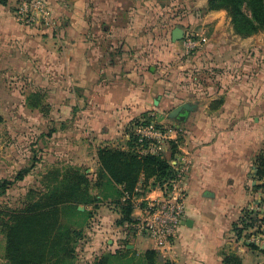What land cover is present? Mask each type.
Instances as JSON below:
<instances>
[{"label":"crops","instance_id":"0c3cea01","mask_svg":"<svg viewBox=\"0 0 264 264\" xmlns=\"http://www.w3.org/2000/svg\"><path fill=\"white\" fill-rule=\"evenodd\" d=\"M49 1L56 30L25 27L10 6L0 5V76L24 79L27 90L48 93L52 109L47 117L31 110L37 117L16 118L32 131H15L16 147L5 149L10 159L0 158V180L30 165L32 150L23 142L34 140L47 160L43 172L54 166L82 168L98 182L99 149L125 148L129 125L150 113L164 130L160 151L168 150V140L183 137L174 164L188 167L181 182L185 212L170 245L157 247L138 232L127 247L139 254L156 249L175 264H223L221 251L227 236H235L233 225L245 208L264 199L256 189L264 180L255 178V162L264 151L262 38L237 36L226 11H206L209 0ZM176 27L185 35L194 28L210 29L190 62L183 60V40L173 42ZM188 70L207 74L211 83H187ZM27 90L20 88L23 110L28 109ZM186 103L194 106L186 120L172 118ZM101 188L94 193L104 195ZM162 196L156 190L148 198ZM112 200L98 203V223L91 218L85 228L88 237L79 246L87 242L86 257L92 259L82 264L120 249L127 237L116 225ZM141 214L136 210V217ZM0 262L7 264L4 258Z\"/></svg>","mask_w":264,"mask_h":264},{"label":"trees","instance_id":"16d2710c","mask_svg":"<svg viewBox=\"0 0 264 264\" xmlns=\"http://www.w3.org/2000/svg\"><path fill=\"white\" fill-rule=\"evenodd\" d=\"M214 10L227 12L234 33L241 38H249L264 31V0H209L206 11ZM56 26L51 30H56ZM191 35L187 32L184 39ZM200 49L184 54L183 57L193 56ZM45 97L43 91L31 92L26 98L27 108L40 110L45 117L49 116L52 109ZM4 121L0 115V126ZM154 121L150 113H144L129 125L127 133L130 140L125 148L107 145L99 149L98 182L94 183L90 174L82 168L63 169L54 166L43 175L40 187L29 189L22 207L0 210V232L5 241L4 259L7 264H76L77 250L85 237V228L90 224L94 210L98 209V203L110 197L119 214L116 225L125 228L127 237L122 240L120 249L103 253L92 264H175L164 259L156 249L139 254L127 247L130 244L129 238L138 234L135 200L145 199L156 190L166 193L179 179L180 170L174 161L181 155L183 137L175 141L168 140V150L156 154L147 151L151 145L156 144V140L142 138L137 134L139 128L151 124L164 132L162 126ZM31 159V164L16 172L14 177L0 180V198L7 195L13 185L33 173L38 159L36 155H32ZM255 166V178L264 180V151L258 155ZM100 188L104 195L94 193ZM260 188L264 190V184L256 187ZM111 190H115L113 194ZM263 204L264 199L260 205ZM79 206H84L85 210L80 211ZM90 206L92 209H89ZM146 206V202L141 204L142 208ZM259 216L260 212L245 208L240 220L232 227L236 238L247 240L256 234L258 231L254 233L252 230L264 222ZM247 246L264 253V249L253 243ZM226 248L221 251L223 264H243L236 251Z\"/></svg>","mask_w":264,"mask_h":264},{"label":"rangeland","instance_id":"374dc122","mask_svg":"<svg viewBox=\"0 0 264 264\" xmlns=\"http://www.w3.org/2000/svg\"><path fill=\"white\" fill-rule=\"evenodd\" d=\"M14 15V14H13ZM230 20V18H229ZM231 24V21H230ZM232 26V24H231ZM233 29V27H232ZM234 31V30H233ZM210 32V29L205 28V29H200V28H194L191 29L189 31V33H191V37L195 38V39H201L203 37H205L206 34H208ZM226 35H230V33L225 32ZM258 36H260L262 38L263 41V49H261V59L264 62V31L258 33ZM251 53V52H250ZM194 57L190 56V57H186L185 60H188V62H190V60ZM198 77V78H196ZM185 79L187 81V83H193V82H199L202 85L205 84H210V80L207 79V74H199L196 75V73H194L193 70H188L186 75H185ZM17 79L14 76L5 78L3 76H0V82H1V87L3 88V91H0V115H2L3 117L6 118V123H3L0 126V158L4 157V159H10L9 157H6L7 151H5L6 147L11 150L13 148H15V142H14V134L15 131L17 130V132L19 131L18 129H21V131L24 129L26 131H32V128L30 126V124H25V125H18V123L15 122L16 118H18V116H34L37 117L36 114H32L33 112H31V109H24L22 108V98L20 97L21 94H23L20 91V88H25L27 90V86L26 84H24L25 80L23 79L22 81H17V82H21L19 85L17 84V86L19 87V90L14 89L16 87L15 83H16ZM214 83V82H213ZM216 84V83H214ZM6 88V89H5ZM29 90H27L24 94L25 97L27 98V96L31 93L30 87L28 86ZM45 94V101L48 103V93L43 92ZM39 113L37 115H43L44 113L41 112L40 110H38ZM51 112V111H50ZM50 114V113H49ZM44 129L45 132L48 131V129L46 128H41ZM24 144V148L29 150L31 149L32 153H31V157L32 155L37 157L38 159V169L34 170L33 173L31 175H29L26 178H29L27 184H20L19 182L16 183L15 185H13L7 192V195H5L4 197L0 198V210L1 211H6L8 210V208L10 209H16V208H20L22 207L23 204V200L25 198V195L27 194V192L29 191V189L31 188H38L41 186V180L43 175L46 173V171L43 172V170L41 169H45V163L43 164V167L41 166V164L43 163V160H46L43 148H39V147H34V140H26V142H23ZM46 144V143H45ZM41 147H45L44 145H42ZM11 157V156H10ZM32 159H29L28 164L31 162ZM47 161V160H46ZM31 164V163H30ZM27 167V166H26ZM16 173V172H15ZM15 173L10 176V177H14ZM261 189V188H260ZM262 192H264L263 189H261ZM262 202V201H261ZM261 202H259V204H261ZM95 214V215H94ZM93 214V218L91 223H98V218H100V216H98L99 212H96ZM263 214H260V219H264L263 218ZM1 217V216H0ZM1 230V229H0ZM258 231V232H257ZM252 232H257L256 234H260V236L264 235V222H261L260 227L256 226ZM2 237V238H1ZM86 238L88 236H85ZM0 258H4V248H5V241H4V237L0 232ZM122 243V241H120ZM226 243H228L226 245V249H230L236 251L237 254H239V256L241 257L243 264H264V253H262L261 250H252L250 249L247 244V241H244L243 238L242 239H237L236 236H234L233 234L230 236H227V241ZM87 244V242L85 244H81V246H79L78 250H77V261L76 264H82L84 261H87L88 259H92V258H87L86 254L88 253V251H86V249L88 248L89 244L87 245L86 249H85V245ZM230 244V245H229ZM121 246V245H120ZM110 247V245H109ZM261 247V246H260ZM229 249V250H230ZM261 249H264V246L261 247ZM109 251H112L109 250ZM108 252V251H105ZM104 252V253H105ZM3 255V257H2ZM4 261H6L4 259ZM1 264V262H0Z\"/></svg>","mask_w":264,"mask_h":264},{"label":"built area","instance_id":"2783aa9c","mask_svg":"<svg viewBox=\"0 0 264 264\" xmlns=\"http://www.w3.org/2000/svg\"><path fill=\"white\" fill-rule=\"evenodd\" d=\"M0 5L10 6L17 22L23 26L41 27L52 29L56 26L49 0H0ZM204 40L195 39L193 37L183 40L184 54H190L203 44ZM137 134L142 138L156 140V144L147 149L151 153H159L160 139L165 134L156 128L155 124H151L146 128H139ZM179 179L172 184V189L163 193L161 199L151 200L145 199L135 200L136 210L142 211L141 216L137 217L139 223L137 225L138 232L152 239L157 247L170 245L172 238L175 236L178 227L181 225L185 212L186 195L181 187L188 167H180ZM143 202L147 203L145 208L141 207ZM250 209L264 214V204L259 203L250 207ZM248 243L257 246H264V235L254 234L249 239H243Z\"/></svg>","mask_w":264,"mask_h":264},{"label":"water","instance_id":"95a60500","mask_svg":"<svg viewBox=\"0 0 264 264\" xmlns=\"http://www.w3.org/2000/svg\"><path fill=\"white\" fill-rule=\"evenodd\" d=\"M172 34L173 42H180L184 40L185 31L181 27H176ZM193 108L194 106L192 103L183 104L172 112L171 117L184 122L187 118V113L192 111ZM80 210H83V208L81 207Z\"/></svg>","mask_w":264,"mask_h":264}]
</instances>
